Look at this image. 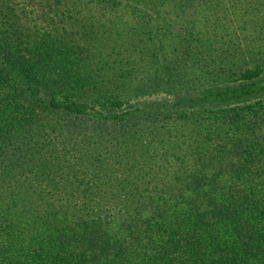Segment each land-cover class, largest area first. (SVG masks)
I'll list each match as a JSON object with an SVG mask.
<instances>
[{"label": "trees", "instance_id": "obj_1", "mask_svg": "<svg viewBox=\"0 0 264 264\" xmlns=\"http://www.w3.org/2000/svg\"><path fill=\"white\" fill-rule=\"evenodd\" d=\"M1 15L0 264H264V0Z\"/></svg>", "mask_w": 264, "mask_h": 264}, {"label": "rangeland", "instance_id": "obj_2", "mask_svg": "<svg viewBox=\"0 0 264 264\" xmlns=\"http://www.w3.org/2000/svg\"><path fill=\"white\" fill-rule=\"evenodd\" d=\"M2 17V15L0 16ZM8 25V24H7ZM165 97L167 98L166 95L164 94H152V95H146L144 97H142L140 100V102L142 103H146V102H152L154 100L158 101V100H162L165 99ZM168 99V98H167Z\"/></svg>", "mask_w": 264, "mask_h": 264}]
</instances>
